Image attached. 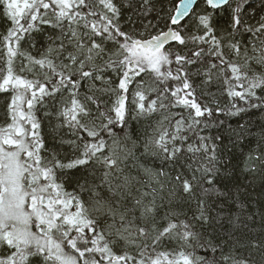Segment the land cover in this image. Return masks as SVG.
<instances>
[{
    "label": "snow or ice",
    "instance_id": "1",
    "mask_svg": "<svg viewBox=\"0 0 264 264\" xmlns=\"http://www.w3.org/2000/svg\"><path fill=\"white\" fill-rule=\"evenodd\" d=\"M0 264H264V0H0Z\"/></svg>",
    "mask_w": 264,
    "mask_h": 264
},
{
    "label": "water",
    "instance_id": "2",
    "mask_svg": "<svg viewBox=\"0 0 264 264\" xmlns=\"http://www.w3.org/2000/svg\"><path fill=\"white\" fill-rule=\"evenodd\" d=\"M176 2H178V0H176Z\"/></svg>",
    "mask_w": 264,
    "mask_h": 264
}]
</instances>
